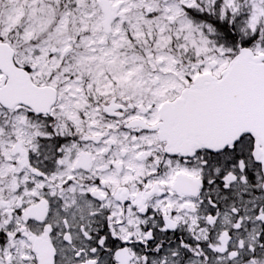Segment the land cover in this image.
I'll return each instance as SVG.
<instances>
[{
    "label": "flooded vegetation",
    "instance_id": "flooded-vegetation-1",
    "mask_svg": "<svg viewBox=\"0 0 264 264\" xmlns=\"http://www.w3.org/2000/svg\"><path fill=\"white\" fill-rule=\"evenodd\" d=\"M106 1L87 3L102 44L93 34L67 49L8 41L41 91L0 102V264H264V146L251 132L219 150L170 146L160 135L163 105L211 72L174 61L102 65L105 52L136 56L127 42L140 54L162 19L156 2L109 0L106 11ZM185 1L186 35L202 34L196 26L207 19L249 15L246 2L221 19L205 0ZM244 47L254 50L241 45L218 78Z\"/></svg>",
    "mask_w": 264,
    "mask_h": 264
},
{
    "label": "rangeland",
    "instance_id": "rangeland-1",
    "mask_svg": "<svg viewBox=\"0 0 264 264\" xmlns=\"http://www.w3.org/2000/svg\"><path fill=\"white\" fill-rule=\"evenodd\" d=\"M91 1L101 0H0V42L13 41L22 48L27 45L26 49H29L30 43L45 46L49 42L59 41L61 48L67 49L73 46L77 37L82 42L81 37L93 34L102 44L101 24L98 19H92L94 16L88 12L87 3ZM146 1L158 3L155 10L161 12L162 18L158 19V37L153 41L143 39L140 54L136 53L138 49H135L134 42H127L131 44L129 50L134 48L133 54L136 56L132 58V50L123 56L105 52L102 65L134 66L133 70L136 71L138 67L144 70V66L172 65L174 61V65L182 69L194 67L220 76L221 69L227 66L241 45L252 44L256 52L264 53V0H205L208 15L212 18H227L226 12L230 8L232 19H235L247 8L243 2L249 4V15L235 23L207 19L205 24L196 26V30L202 33L200 35L193 32L186 35L187 32H184L187 27V20L182 15L187 8L185 0ZM178 2H182V5H178ZM190 5L194 6V3ZM164 7L171 8V13H164ZM171 27L173 30L169 32ZM22 60L30 63L34 58L25 53ZM73 61L68 59L67 66ZM78 61L80 65H85L84 62L91 64L85 56L78 57ZM175 76L181 78L182 74Z\"/></svg>",
    "mask_w": 264,
    "mask_h": 264
},
{
    "label": "water",
    "instance_id": "water-1",
    "mask_svg": "<svg viewBox=\"0 0 264 264\" xmlns=\"http://www.w3.org/2000/svg\"><path fill=\"white\" fill-rule=\"evenodd\" d=\"M109 7L107 0L106 11ZM14 57L11 45L0 42V71L4 73L0 102L4 106H12L10 99H34L41 91L16 66ZM12 72L15 78L6 81L5 75ZM162 115L160 135L179 150H219L244 132L253 133L264 146V55H256L249 47L240 49L221 79L210 73L199 75L180 97L163 105ZM259 160L264 163V149L259 151Z\"/></svg>",
    "mask_w": 264,
    "mask_h": 264
}]
</instances>
